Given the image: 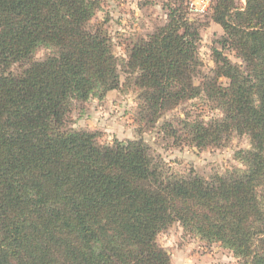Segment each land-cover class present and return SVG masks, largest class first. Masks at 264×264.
<instances>
[{"label":"trees","instance_id":"obj_1","mask_svg":"<svg viewBox=\"0 0 264 264\" xmlns=\"http://www.w3.org/2000/svg\"><path fill=\"white\" fill-rule=\"evenodd\" d=\"M245 1L214 2L222 50L243 63L215 49L208 75L201 25L183 1L169 4L167 23L122 62L139 90L140 137L106 144L68 124L75 103L123 85L110 34L92 24L99 2L0 0V264H172L157 237L174 223L237 264H264V0ZM41 47L50 54L36 59ZM201 98L222 115L167 120L164 137L207 148L248 135L242 166L182 175L143 138Z\"/></svg>","mask_w":264,"mask_h":264},{"label":"rangeland","instance_id":"obj_2","mask_svg":"<svg viewBox=\"0 0 264 264\" xmlns=\"http://www.w3.org/2000/svg\"><path fill=\"white\" fill-rule=\"evenodd\" d=\"M100 8L92 24H103L112 38L113 49L121 63L120 75L123 85L111 90L103 98L94 97L88 101L75 103L68 118V124L75 129H88L98 133L99 141L112 144L116 140L127 142L140 137L135 121L139 106V90L133 85L134 75L123 66L128 59L130 47L141 37L149 34L167 23L170 3L180 5L183 1L187 17L201 25L199 56L202 61V74H213L216 67L214 50H222L220 39L224 34L221 25L212 19V7L216 0H97ZM245 3V0H242ZM198 9V10H197ZM234 63H243L236 51L222 50ZM50 54L47 48H39L34 54L36 59H44ZM17 68V66L15 67ZM201 75L195 78L198 84ZM225 83L227 79L222 78ZM193 118L209 121L221 116L218 109H212L203 98L181 103L168 111L157 123L156 128L149 129L142 136L160 154L173 169L182 175L199 174L209 177L215 172L242 166L236 158V152L242 148H251L248 135H234L226 146L198 148L183 143L176 145L173 138L164 137L160 127L167 120L176 117ZM157 242L170 255L172 264H237L238 257L230 248L220 242L209 243L193 233L184 230L180 223L162 231Z\"/></svg>","mask_w":264,"mask_h":264},{"label":"built area","instance_id":"obj_3","mask_svg":"<svg viewBox=\"0 0 264 264\" xmlns=\"http://www.w3.org/2000/svg\"><path fill=\"white\" fill-rule=\"evenodd\" d=\"M198 10V9H197Z\"/></svg>","mask_w":264,"mask_h":264}]
</instances>
